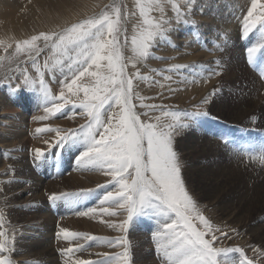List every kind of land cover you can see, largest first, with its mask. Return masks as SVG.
<instances>
[{
    "label": "rangeland",
    "instance_id": "obj_1",
    "mask_svg": "<svg viewBox=\"0 0 264 264\" xmlns=\"http://www.w3.org/2000/svg\"><path fill=\"white\" fill-rule=\"evenodd\" d=\"M179 2L183 7L185 0ZM112 3L113 0H2L0 41L4 43L0 45V56L8 57L12 54L17 42L30 39L31 36L41 32H58L72 23L100 13L105 6ZM7 4L12 8L11 11ZM123 4L124 10L129 14L125 26L130 38L134 26L139 23V13L135 0H123ZM250 5L251 0H195L189 5L190 23L177 26L176 30L169 34L168 41H162L159 46L152 49L149 59L137 63L135 68L129 64L127 73L132 75L139 71L141 76L148 77L147 80L133 79L132 103L136 105L135 111L138 114L148 111V116L141 115L142 120L154 122L156 116L162 115L159 109L163 108L167 112L180 113L182 120L189 123L188 128L180 129L175 134L174 150L183 165L182 176L187 190L197 202L202 214L212 224L213 229H220L216 232L218 237L216 247L242 248L244 254L253 260L254 264H261L260 260L264 261V240H257V227H249L250 222L243 220L245 216L243 213L247 212L249 218L256 220L257 223L264 222V199L257 200L259 194L262 196L264 193V161L246 155H234L233 145L225 144L220 138L221 135L227 136L236 145L251 146L250 150L253 151L258 150L264 143V78L260 75L259 66L254 67L249 64L246 55L247 47L256 41L259 32L254 30L247 38L242 34L243 17L247 14ZM165 11L167 16H174L171 5H166ZM153 15L159 16V13L153 12ZM191 21L195 24L193 25ZM221 25L224 26V30ZM223 31L235 32L236 37L235 35L229 37L226 33L223 34ZM224 37L227 39L225 40ZM44 43L43 40L37 42L43 51L31 54L35 63L33 59L28 58L29 54L26 52L20 54L11 65L7 59L3 62V66H0V91L4 89L10 91L9 84L23 85L24 76L27 75L30 80L35 81V87L23 86L20 90L26 93L25 95L35 98L34 94H39L36 89L39 88V80L43 74L44 82L51 90V94L59 95L61 91L59 81L63 77L58 69L55 70L54 77L53 70L44 67L45 61H48L49 65L52 63L51 50L45 48ZM8 44L12 47L5 52ZM217 45H221L222 50L217 48ZM125 55H131L130 47L125 48ZM237 58L243 65L241 69L234 63ZM217 61L219 64L216 63ZM175 64L194 67L180 72L167 71ZM227 64L230 65L229 71ZM235 64L238 67H234ZM209 69H214L220 74L209 75ZM229 72H233L234 75L231 76ZM165 76L172 78L167 80ZM8 77H11V80ZM64 91L66 98H70L76 104L79 103L76 97H69L67 90ZM80 98H83L82 93ZM139 98L144 99L141 101ZM141 102L156 105L158 108L156 110L141 108L139 106ZM203 111H207L209 117H195L194 122L185 120L182 115L185 112ZM47 115L46 119L40 120L45 126L40 129L44 131L32 132L28 139L22 142L23 145L16 144L3 152L4 161L1 162L0 168V214L3 216V228L0 230H6L10 238L14 237L12 259L16 264H69V262L75 264V261L80 260L81 257L86 259L87 254H98L97 257L101 259L97 258L93 264L105 259L109 260V264H114L113 259L103 256V253L110 251L109 254L114 255L123 251V248L113 247L107 241H116L125 237L130 244L132 264H164L162 255L157 251L156 241L153 239V233L159 227L156 220L150 217L134 219L125 232L120 230L118 225L126 219V214L122 210L111 208L110 211L117 212L114 216L125 215V218L117 222L118 234L116 230L114 231L116 234L113 232L108 234V230L104 229L107 225L105 222L112 219L113 215L107 213L106 215L102 211L109 205L101 204L100 200L106 191L114 190L110 184L112 178L98 170L78 167L75 160L78 155L77 148L71 145L63 149L53 147L59 138L56 129H60L61 134L68 129H78L87 123V115L81 109L73 108L72 103L65 106L63 113ZM253 116L256 118L255 121L252 120ZM166 119L171 121L170 116ZM198 137L199 139L195 141L194 138ZM34 138L43 140V143L35 146ZM212 139L216 142V146L210 143L213 142ZM36 149L43 150L46 158L37 161ZM201 162L205 163V168L201 167ZM72 175L73 181H65V177ZM209 182L211 185H205ZM24 188L28 191L30 188V191H25ZM86 189L92 190V198L82 199L78 203H69L64 199L56 201L49 199L53 194L75 193ZM247 202L251 204L250 210L246 206ZM243 208L245 212L238 213ZM89 209H95V212H89ZM233 210L237 211V222L229 217V213ZM25 212L28 213L27 219L24 218ZM84 212H88V215H82ZM258 214L262 216L258 217ZM88 218L95 220L96 232L94 228L88 227L69 228L71 224L82 219L86 221ZM135 224L137 226H134ZM61 229H66L69 233L90 234L89 236L99 239L93 241L71 236L65 239ZM221 232L227 233V236L221 235ZM67 242L73 246L71 247L73 249L77 247L75 244L82 248L74 251L73 254H64L62 258L56 260L50 258V262L39 259L40 256L34 251V248L41 243V247L43 245L54 249L60 245L62 252L61 250L66 249H63V246L68 245ZM70 246L68 245L67 249ZM142 248L143 250L140 251ZM137 251H140V254ZM229 257L236 262L242 259L240 253L235 252L230 253Z\"/></svg>",
    "mask_w": 264,
    "mask_h": 264
},
{
    "label": "snow or ice",
    "instance_id": "obj_2",
    "mask_svg": "<svg viewBox=\"0 0 264 264\" xmlns=\"http://www.w3.org/2000/svg\"><path fill=\"white\" fill-rule=\"evenodd\" d=\"M194 2L185 0L182 7L179 0H135L140 20L129 38L125 26L129 14L124 10L123 0H113L100 13L72 23L58 32H41L17 42L12 54L0 56V66L6 59L11 65L25 52L29 54V59H33L32 53L43 51L37 44L41 40L45 42L44 47L51 50L52 63L49 65L45 61L44 67L53 70L54 77L58 69L63 78L59 81V95L53 96L41 74L36 91L42 95L44 111L56 115L63 113L65 106L72 103L73 108L81 109L88 117L87 123L78 129H68L63 134L60 129H56L59 138L53 147L63 149L71 145L77 148L75 160L78 167L98 170L112 178L110 184L114 190L106 191L100 203L109 205L102 209L108 215L117 214L116 211H110L111 208L126 214V219L118 225L120 230L127 232L134 219L154 218L159 227L153 233V239L164 264H254L242 248L216 247V232L220 229H213L186 188L182 176L183 165L174 150V137L178 130L188 128L189 123L182 120L180 113L167 112L163 108L159 109L162 115L156 116L154 122L142 120L141 115L148 116V111L138 114L136 105L132 103L133 79L147 80L148 77L141 76L139 71L129 75L128 65L135 68L137 63L149 59L152 49L162 41H168L169 34L177 26L189 24V5ZM166 5H171L174 16H167ZM153 12H158L159 16H154ZM191 23L195 24L194 21ZM254 30L259 32V36L247 47L248 63L259 66L260 75L264 78V0H251L247 14L243 17V36L247 38ZM3 43L0 41V45ZM11 47L8 44L5 52ZM129 47L131 55H125V48ZM217 48L222 50L221 45H217ZM216 63L219 64V61ZM189 67L194 66L175 64L167 71L180 72ZM208 73L220 74L214 69H209ZM164 78L171 80L172 77ZM8 79L11 80V77ZM23 86L35 87V81L25 75L23 85H8L12 93ZM65 89L69 97L79 100L78 104L66 98ZM139 99L142 101L144 98ZM139 106L149 110L158 108L143 102ZM182 115L185 120L192 122L195 117H209L207 111L185 112ZM169 116L171 121L166 119ZM46 118L41 116L37 119ZM255 119L253 116L252 120ZM41 131L44 130L37 129V132ZM220 138L225 144L233 145L235 155L264 161V143L253 151L250 150L251 146L236 145L227 136L221 135ZM43 158H46V153L36 149L35 159L40 161ZM92 196V190L86 189L53 194L49 199L78 203ZM89 212H95V209H89ZM82 215H88V212ZM0 228H3L2 214ZM61 232L65 239L69 236L93 241L99 239L87 234L69 233L66 229H61ZM221 235L227 236V233L221 232ZM13 240L14 237L10 238L6 230H0V264H16L11 255ZM107 242L113 247H122L123 251L114 255L103 253V256L111 257L114 264H132L130 244L125 237ZM81 248L77 245L75 249H64L62 255L73 254ZM234 252L240 253L242 259L239 262L230 259L229 254ZM75 264L93 262L77 259ZM97 264H109V260H101Z\"/></svg>",
    "mask_w": 264,
    "mask_h": 264
},
{
    "label": "bare ground",
    "instance_id": "obj_3",
    "mask_svg": "<svg viewBox=\"0 0 264 264\" xmlns=\"http://www.w3.org/2000/svg\"><path fill=\"white\" fill-rule=\"evenodd\" d=\"M1 3H2V0H1ZM0 3V4H1ZM9 4V3H8ZM7 4V5H8ZM10 5V4H9ZM8 5V6H9ZM7 6V7H8ZM32 7V6H31ZM9 9H10V11H11V9L12 8H10V6L8 7ZM8 9V10H9ZM9 12V11H8ZM235 13V12H234ZM217 17V16H216ZM216 19V18H215ZM230 23H232V22H230ZM229 23V24H230ZM230 26V25H229ZM231 27V26H230ZM233 27V26H232ZM237 27V26H236ZM221 28L224 30V26L223 25H221ZM233 28H235V27H233ZM236 29V28H235ZM227 34L229 37L232 35H235V32H232V33H228V32H226V31H223V34ZM202 35V34H201ZM238 35V34H237ZM222 36H224V35H222ZM208 37V36H207ZM235 37H236V35H235ZM219 39V38H218ZM219 42V41H218ZM229 42V41H228ZM220 43V42H219ZM240 45V44H239ZM211 51H213V50H211ZM215 51V50H214ZM228 51V50H227ZM233 51V50H232ZM235 52V51H234ZM181 53V52H180ZM234 54V53H233ZM232 55V54H231ZM247 55V54H246ZM225 56V55H224ZM228 56V55H227ZM188 57V56H187ZM182 58V57H181ZM187 59V58H186ZM186 59H185V61H186ZM235 59V58H234ZM237 61H234V63H236V64H238V66H240V67H238L236 64H235V66L234 67H238V68H242L243 67V65H241V62H240V59H236ZM188 61H189V59H188ZM191 61H193V60H191ZM229 61V60H228ZM228 65V64H227ZM233 64H231V66H232ZM227 67V66H226ZM16 68V67H15ZM252 68V67H251ZM227 70L229 71V70H231L230 69V65H228V67H227ZM247 70V69H246ZM253 70H255V69H253ZM227 71V72H228ZM235 71V70H234ZM243 71V70H242ZM249 71V70H248ZM251 72V71H250ZM258 72V71H257ZM13 73V72H12ZM230 73V72H229ZM7 74V73H6ZM231 74V76L232 75H234L233 74V72H231L230 73ZM245 74H247L246 72H245ZM249 74H251V73H249ZM253 75V74H252ZM252 75H250V76H252ZM3 76V75H2ZM236 76V75H235ZM230 77V76H229ZM13 78V77H12ZM197 78H198V76H197ZM196 80V79H195ZM254 83V82H253ZM255 85H256V83H255ZM253 88H255V87H253ZM256 89V88H255ZM1 90V89H0ZM230 90V89H229ZM232 90V89H231ZM230 90V91H231ZM212 91V90H211ZM256 91H257V89H256ZM26 93H23V91L22 90H20V91H16L15 93H12L11 91H9V90H3V91H0V168H1V162L3 163V161H4V157H3V152H5V150H7V149H9V148H11V147H13V146H15L16 144H18V145H21L22 144V142L23 141H25V139H28V137H29V135L32 133V132H37V129H40V128H43V127H45V126H43L44 124H41L40 123V120L41 119H37L38 117H41V116H48L47 114L48 113H46L45 111H44V102H43V100H42V95H41V93H35L34 95H35V98L34 97H29L28 95H25ZM34 95H32V96H34ZM249 99V98H248ZM247 99V100H248ZM47 125H49L48 123H46ZM199 132V131H198ZM189 136V135H188ZM34 137H36V138H39V136H34ZM191 137H193V136H191ZM189 138V137H188ZM187 138V139H188ZM210 138V137H209ZM212 138V137H211ZM210 138V139H211ZM190 139V138H189ZM188 139V140H189ZM199 139V137L198 138H194V140L196 141V140H198ZM34 142H35V146H40L43 142V140L42 141H40L39 139H35L34 138ZM202 141V140H201ZM204 141V140H203ZM212 141L213 142H210L212 145H214V146H216L217 144H216V142L212 139ZM49 143V142H48ZM209 143V144H210ZM23 145V144H22ZM222 145V144H221ZM23 147V146H22ZM21 147H19V149H20ZM17 149V148H16ZM15 149V150H16ZM4 150V151H3ZM52 151V150H51ZM17 152V151H16ZM226 153V152H225ZM31 154V153H30ZM221 154V153H220ZM6 155V154H5ZM235 155V154H234ZM242 157V156H241ZM225 159H227V158H225ZM216 160V159H215ZM253 162V161H252ZM232 164V163H231ZM242 164V163H241ZM254 164V163H253ZM232 166V165H231ZM33 167V166H32ZM197 167V166H196ZM201 167H203V168H205V163H203V162H201ZM16 172V171H15ZM197 172H200V170H197ZM208 178V177H207ZM65 179V181L67 180L68 182H70V181H73L74 180V176L72 175V176H70V177H65L64 178ZM207 180V179H206ZM28 181V180H27ZM81 182H82V180H81ZM85 182H87V181H85ZM206 182V181H205ZM208 182V181H207ZM217 182V181H216ZM253 183V182H252ZM42 184V183H41ZM241 184V183H240ZM46 185V184H45ZM45 185H43V186H45ZM205 185H211V182H209V183H207V184H205ZM47 186V185H46ZM217 186V185H216ZM254 186V185H253ZM262 186V185H261ZM32 187V186H31ZM51 187V186H50ZM6 188V187H5ZM28 188V187H27ZM27 188L25 189V191L27 190ZM39 188V187H38ZM48 188V187H47ZM21 189H22V186H21ZM62 189V188H61ZM32 190V189H31ZM239 190V189H238ZM23 191V190H22ZM28 191V190H27ZM29 191H30V188H29ZM28 191V192H29ZM220 191V190H219ZM21 192V191H20ZM9 193V192H8ZM13 193V192H12ZM17 194H19V193H17ZM263 195L261 196V194H259V196H258V199L257 200H259V199H264V193H262ZM14 195V194H13ZM20 195V194H19ZM250 195V194H249ZM228 196V195H227ZM21 197V196H20ZM229 197V196H228ZM232 197V196H231ZM14 198H18L17 196L15 197L14 196ZM218 198V197H217ZM238 198V197H237ZM244 198V197H243ZM256 198H257V195H256ZM225 199V198H224ZM231 199V198H230ZM240 199V198H239ZM26 200V199H25ZM11 201V200H10ZM219 201V200H218ZM21 203V202H20ZM24 203V202H23ZM216 203V202H215ZM219 203V202H218ZM222 203V202H221ZM227 204V203H226ZM235 204V203H234ZM223 206V205H222ZM234 206V205H233ZM246 206L249 208V210H250V207H251V204H250V202H247L246 203ZM3 207V206H2ZM105 207V206H104ZM220 207H221V205H220ZM26 209V208H25ZM113 209V208H112ZM14 210V209H13ZM19 210V209H18ZM27 210V209H26ZM248 210V211H249ZM34 211V210H33ZM223 212H227L226 210H223ZM243 213V212H245V209L243 208V209H241L240 211H238V213ZM12 213V212H11ZM106 214V213H105ZM230 215H229V217L234 221V222H237V217H238V214H237V211H235V210H233L231 213H229ZM24 215L26 216V217H24V218H26L27 219V217H28V213L27 212H25L24 213ZM107 215V214H106ZM245 215V216H244ZM243 216H244V218H243V220H249V227H251V226H256L257 227V230H256V237L258 238L257 240H259V241H261V240H264V222H261V223H257L256 222V220H254V219H250L249 218V216H248V213L247 212H245V214L243 213ZM262 215L261 214H258V217H261ZM24 218H22L21 219V221H23L24 220ZM109 218V217H108ZM111 218V217H110ZM120 218V219H119ZM125 218V215L124 216H121V217H117V216H112V219H110V220H106V226H105V223L103 224V221L101 222L104 226V229H106V230H108V234L110 233V232H113L114 233V231L116 230V233L118 232V229H117V222L119 221V220H122V219H124ZM249 218V219H248ZM95 219V218H94ZM102 219V218H101ZM239 219V218H238ZM59 220V219H58ZM230 220V219H229ZM241 220V219H240ZM9 222V221H8ZM240 223V222H239ZM242 223V222H241ZM247 223V222H246ZM11 224V223H10ZM101 224V225H102ZM80 225V226H79ZM241 225V224H240ZM75 226H77V227H81V228H83V227H88V228H94V232H96L97 231V228L95 227L96 226V223H95V220H92V219H86V221L84 220V219H82V220H79V221H77L75 224H71L70 226H69V228L71 227H75ZM134 226H137L136 224L134 225ZM145 226V225H144ZM243 226V225H242ZM97 227H98V225H97ZM42 228V227H41ZM68 228V229H69ZM70 228V229H71ZM132 228V227H131ZM152 228V227H151ZM14 229V228H13ZM90 229V230H91ZM133 229V228H132ZM238 230V229H237ZM78 231V230H77ZM69 232V231H68ZM132 232V231H131ZM116 233H114V234H116ZM100 234V233H99ZM98 234V235H99ZM112 234V233H111ZM118 234V233H117ZM20 235V234H19ZM62 235V234H61ZM90 235V234H89ZM95 235V234H94ZM101 235H103V233L101 234ZM57 236V235H56ZM108 236V235H107ZM112 236V235H111ZM100 237H102V236H100ZM106 237V236H105ZM104 237V238H105ZM113 237V236H112ZM111 237V238H112ZM60 238V237H59ZM70 238V237H69ZM110 239V238H109ZM19 240V239H18ZM42 240V239H41ZM80 241V240H79ZM136 241V240H135ZM42 243H43V241H42ZM68 243V245L70 246V244H69V242H67ZM144 243H145V241H144ZM256 243H258V242H256ZM32 244V243H31ZM40 245H41V243H39ZM48 244V243H47ZM65 244V243H64ZM143 244V243H142ZM146 244V243H145ZM144 244V245H145ZM40 245H38V246H36V248H34L35 250L34 251H36V254L37 255H39L40 257H39V259L41 258V259H43L44 260V262H48L49 260L51 261V259L50 258H54L55 260L56 259H59V258H62V252H60V245L59 246H56L57 248L56 249H54V248H50V247H48V246H46V247H44L43 245H42V247L40 246ZM63 245V244H62ZM68 245L66 244V245H64L63 246V249L64 248H66L67 249V247H68ZM75 245H78V244H75ZM136 245V244H135ZM138 245V244H137ZM140 245V244H139ZM138 245V246H139ZM25 246V245H24ZM143 246V245H142ZM70 247H73V246H70ZM69 247V248H70ZM100 247V246H99ZM139 248V247H138ZM144 248V247H143ZM143 248L140 250V251H142L143 250ZM149 248V247H148ZM30 249V248H29ZM14 251H15V249H14ZM33 251V250H32ZM62 251V250H61ZM109 251V250H108ZM140 251H137L138 253L140 252ZM136 252V253H137ZM145 252V251H144ZM247 252V251H246ZM30 253V252H29ZM109 253H111L110 251H109ZM114 253V252H113ZM85 254V253H84ZM140 254V253H139ZM141 254H142V252H141ZM22 255H24V254H22ZM21 255V256H22ZM66 255V254H65ZM97 255L98 254H87V256H86V259H84V257L81 259L80 258V260H90L91 262H93V261H96L97 260V258H99V256L97 257ZM162 255V254H161ZM160 255V256H161ZM25 256V255H24ZM140 256V255H139ZM17 257V256H16ZM26 257H27V255H26ZM30 257V256H29ZM102 257V256H101ZM232 257V256H231ZM235 257V256H234ZM22 259H23V257H21ZM25 258V257H24ZM33 258V257H32ZM37 258V257H36ZM242 258V257H241ZM16 259V258H15ZM53 259V260H54ZM72 259V258H71ZM99 259H101V258H99ZM19 260V259H18ZM21 260V259H20ZM26 259H24V261H25ZM32 260V259H31ZM64 260V259H63ZM235 260V259H234ZM237 260V259H236ZM239 260V259H238ZM49 261V262H50ZM18 262V261H17ZM21 262V261H20ZM28 262V261H27ZM33 262V261H32ZM63 262H65V261H63ZM239 262V261H238ZM24 263V262H23ZM31 263V262H30ZM259 263H261V264H263L264 263V261H263V259L262 260H260V262ZM27 264V263H26ZM60 264V263H59ZM69 264H70V262H69Z\"/></svg>",
    "mask_w": 264,
    "mask_h": 264
}]
</instances>
